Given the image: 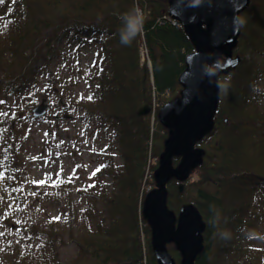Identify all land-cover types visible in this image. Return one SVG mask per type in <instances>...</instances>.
Masks as SVG:
<instances>
[{
    "label": "trees",
    "instance_id": "obj_1",
    "mask_svg": "<svg viewBox=\"0 0 264 264\" xmlns=\"http://www.w3.org/2000/svg\"><path fill=\"white\" fill-rule=\"evenodd\" d=\"M3 2L10 3L2 8L0 16L4 21H0V29L5 28L3 32L10 39L6 45L10 55H19L22 67L30 65L42 53L53 59L60 58L68 66L69 80L44 73L45 96L54 98L55 85L60 80L77 85L78 76L82 75L90 86L89 94L78 98L65 93L61 95L63 101L81 110V118L87 123L93 117L102 119L103 125L109 123L108 134L112 130L119 139L117 151L122 158V170L115 174L116 165L111 161L114 157H109L108 163L102 162L96 170L97 175L106 171L104 175L110 179L115 177L116 182L108 180L102 187L91 189L88 195L96 200L105 198L110 187L117 191L103 200L104 218H97L86 234H80V239L73 241L81 264H157L150 249L149 228L139 212L142 198L139 183L146 162L149 122L138 116L137 111L144 105L151 107L153 92L161 102L159 105L178 96V77L184 69L185 57L193 51L181 26L174 25V19L169 16L168 0ZM137 7L145 17L142 31L130 44H122V18ZM18 18L20 21H16ZM45 31L53 32L54 41L40 47L45 41L42 36ZM142 42L148 51L152 82L147 65H139ZM86 50L93 51L95 56L82 73L81 61ZM234 55L240 57L239 65L230 74L219 77L220 100L215 127L198 143L206 153L203 163L191 173L182 194L172 180L169 202L172 210L178 213L182 205L193 204L206 223L204 250L196 264H222V257L228 254L235 262L240 260V264H264V244L259 250H253L254 243L264 236V233L260 236L264 231L259 229V226L264 227L262 0H258L257 5L251 0L242 13L241 34ZM36 77L40 78L39 73L31 68L28 80L16 87L15 92L22 93ZM166 92L170 95L163 97ZM110 104V108L105 107ZM110 122H115L117 129L111 127ZM139 127L143 130L139 131ZM3 147L10 157L9 148ZM174 160L177 162V158ZM141 232L144 241L140 238ZM223 233L228 234L227 238H222ZM41 264L62 263L44 259Z\"/></svg>",
    "mask_w": 264,
    "mask_h": 264
},
{
    "label": "rangeland",
    "instance_id": "obj_2",
    "mask_svg": "<svg viewBox=\"0 0 264 264\" xmlns=\"http://www.w3.org/2000/svg\"><path fill=\"white\" fill-rule=\"evenodd\" d=\"M7 5L10 3L0 2V16L2 8ZM16 21H20L19 18ZM3 31L5 28L0 29V101L4 103L0 104V112L7 115L0 117V161L7 171L0 167V171H5V179L0 180V233H3L0 236V264H41L44 259H56L62 264H81L73 241L80 239V234H86L89 225H95L97 218H104L103 200L117 191L110 187L104 194L105 198L96 200L88 195L91 189L102 187L108 180L116 182L115 177L110 179L104 175L106 171L97 175L96 170L102 162L108 163L112 156L115 174L122 170V158L117 151L119 139L111 129L108 134L109 123L103 125L102 119L96 120L95 117L87 123L85 118H81V110L71 108L63 101L61 95L65 93L78 98L89 94L90 86L82 75L78 76L80 83L77 85L60 80L55 85L57 92L54 98L46 97L44 73L48 75L50 72L59 79L69 80L66 76L68 66L60 58L53 59L51 55L42 53L30 65L22 67L19 55H10V49L6 48L10 39ZM42 36L45 41L40 47L54 41L53 32L45 31ZM141 52L139 47V65L146 64L150 69L146 58L142 61ZM94 56L93 51L86 50L81 61L82 73ZM35 63L37 65L34 66ZM31 68L34 73H39L40 78L36 77L30 86L27 84L22 93L15 92L16 87L28 80ZM149 74L152 82L151 71ZM43 101L48 104L47 113L41 118L33 117L31 110ZM159 104L161 102L155 96L151 100V114L141 116L149 122V140L145 147L146 162L139 194L141 189L146 194L155 187L153 173L167 133L157 122ZM105 107L110 108L111 104ZM89 113L92 112L89 110ZM110 123L117 129L115 122ZM141 127L139 131L143 130ZM3 145L9 148L10 157ZM95 181L97 184L94 186ZM172 184L171 181L168 185L170 191ZM171 198L172 195L169 202ZM56 217L59 219H54ZM259 229L264 231L262 226ZM140 238L145 239L143 232ZM262 244L264 236L260 242L254 243L253 250H259ZM167 250L179 264V254L172 244L167 245ZM222 264H240V260L235 262L228 254L222 257Z\"/></svg>",
    "mask_w": 264,
    "mask_h": 264
},
{
    "label": "water",
    "instance_id": "obj_3",
    "mask_svg": "<svg viewBox=\"0 0 264 264\" xmlns=\"http://www.w3.org/2000/svg\"><path fill=\"white\" fill-rule=\"evenodd\" d=\"M169 16L178 21L193 51L185 57L178 77L177 97L164 104L157 118L167 130L158 166L153 173L155 187L142 201L141 215L150 229V245L157 264H176L167 250L173 244L179 264H196L204 250L206 223L199 209L184 204L178 213L168 207L167 184L177 183L182 194L191 173L203 163L205 150L198 146L215 127L220 100L219 77L233 72L241 59L234 55L241 34V15L251 0H168ZM48 104L31 110L43 117ZM148 107L139 110L145 115ZM226 122V120H225ZM174 158L177 163L174 164Z\"/></svg>",
    "mask_w": 264,
    "mask_h": 264
},
{
    "label": "clouds",
    "instance_id": "obj_4",
    "mask_svg": "<svg viewBox=\"0 0 264 264\" xmlns=\"http://www.w3.org/2000/svg\"><path fill=\"white\" fill-rule=\"evenodd\" d=\"M145 17L143 12L137 7L131 13H126L122 18L123 27L120 31V42L130 44L131 40L142 31ZM228 234L223 233L222 238H227Z\"/></svg>",
    "mask_w": 264,
    "mask_h": 264
},
{
    "label": "bare ground",
    "instance_id": "obj_5",
    "mask_svg": "<svg viewBox=\"0 0 264 264\" xmlns=\"http://www.w3.org/2000/svg\"><path fill=\"white\" fill-rule=\"evenodd\" d=\"M140 48H141V56H142V61H145V59L144 58H146V60H147V63H148V65H150V69H149V71H151V63H150V60H149V58H148V51H147V49H146V47H145V45H144V43L142 42L141 43V45H140ZM151 77H152V75H151ZM165 95H166V97H168L170 94L168 93V92H166L165 93ZM153 98H155V96H154V92H153ZM172 99H170V100H168L167 102H169V101H171ZM167 102H165L164 104H166ZM163 104V105H164ZM163 105H160V106H158V111L161 109V107L163 106ZM148 107V109H149V111H148V113H150L151 114V112H152V105H151V107L150 106H148V105H144V106H141L139 109H138V111H137V113H138V115H140V116H144V115H142V114H139V110L141 109V108H143V107ZM158 111H157V113H156V117H157V114H158ZM147 113V114H148ZM147 114H145V115H147ZM157 122H158V124L165 130V131H167L161 124H160V122L158 121V118H157ZM167 138V133H166V137L164 138V140ZM164 140H163V144H164ZM162 150H163V146H162ZM162 152V151H161ZM160 152V153H161ZM160 155V154H159ZM113 157V156H112ZM158 161H159V157H158ZM157 166H158V164H157ZM157 168V167H156ZM153 181H154V179H153ZM172 181V180H171ZM170 181V182H171ZM169 182V183H170ZM155 183V182H154ZM169 183L167 184V189H168V199H167V203H168V207L170 208V209H172L171 207H170V205H169V198H170V189H169V187H168V185H169ZM154 189V188H153ZM152 190V189H151ZM150 190V191H151ZM149 192V191H148ZM147 192V193H148ZM146 193V194H147ZM146 194H144L143 192H142V189L140 190V198H141V196H142V198H141V201H140V210H139V212H140V216H141V218L143 219V217H142V215H141V206H142V201H143V199H144V196L146 195ZM144 220V219H143ZM145 221V220H144ZM145 223H146V221H145ZM146 225H147V223H146ZM147 227L149 228V226L147 225ZM149 244H150V229H149ZM169 245V244H168ZM150 249H151V245H150ZM151 252H152V249H151ZM152 255H153V252H152ZM154 256V255H153ZM155 258V257H154ZM156 260V259H155ZM156 263H157V261H156Z\"/></svg>",
    "mask_w": 264,
    "mask_h": 264
},
{
    "label": "snow or ice",
    "instance_id": "obj_6",
    "mask_svg": "<svg viewBox=\"0 0 264 264\" xmlns=\"http://www.w3.org/2000/svg\"><path fill=\"white\" fill-rule=\"evenodd\" d=\"M0 2H2V0H0ZM29 95H32V94L30 93ZM89 99H91V97H89ZM2 103H4V101H0V104H2ZM6 115H7V113L0 112V117L6 116ZM5 159H7V157H5ZM0 167H5L3 161H0ZM5 171H7L6 167H5ZM5 171H0V180L5 179ZM41 183H43V182H41ZM53 186H55V185H53ZM54 219H59V217H56ZM2 235H3V233H0V236H2Z\"/></svg>",
    "mask_w": 264,
    "mask_h": 264
},
{
    "label": "built area",
    "instance_id": "obj_7",
    "mask_svg": "<svg viewBox=\"0 0 264 264\" xmlns=\"http://www.w3.org/2000/svg\"><path fill=\"white\" fill-rule=\"evenodd\" d=\"M175 23V22H174ZM176 24V23H175Z\"/></svg>",
    "mask_w": 264,
    "mask_h": 264
}]
</instances>
